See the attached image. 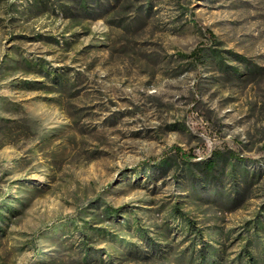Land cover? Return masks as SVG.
Returning <instances> with one entry per match:
<instances>
[{"label":"rangeland","instance_id":"374dc122","mask_svg":"<svg viewBox=\"0 0 264 264\" xmlns=\"http://www.w3.org/2000/svg\"><path fill=\"white\" fill-rule=\"evenodd\" d=\"M199 236L264 261V0H0V264H187Z\"/></svg>","mask_w":264,"mask_h":264},{"label":"trees","instance_id":"16d2710c","mask_svg":"<svg viewBox=\"0 0 264 264\" xmlns=\"http://www.w3.org/2000/svg\"><path fill=\"white\" fill-rule=\"evenodd\" d=\"M202 51H203V48L198 46L190 54L195 59H200V55H201ZM221 158H222V155L219 154V152H216V155L213 158L207 159L204 162V164H203L204 170L210 171V170L214 169L217 160H219ZM184 160H186V159H184ZM232 202H234V200H231V203ZM200 236H199L198 247L196 249L192 248L190 250V252L185 253V254H184V251H182V253H181L182 256H187L189 258V260H187V264H215L216 261L214 259H212L210 257V255H208L206 253V251L210 245L205 243V241ZM242 258L245 260V264H264V261H257L253 255V253L247 248H245L242 251L241 255H239L237 257V259H242Z\"/></svg>","mask_w":264,"mask_h":264}]
</instances>
